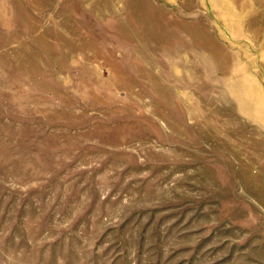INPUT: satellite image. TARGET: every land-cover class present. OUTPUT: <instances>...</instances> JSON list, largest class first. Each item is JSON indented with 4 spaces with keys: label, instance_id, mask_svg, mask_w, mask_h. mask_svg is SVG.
Masks as SVG:
<instances>
[{
    "label": "rangeland",
    "instance_id": "1",
    "mask_svg": "<svg viewBox=\"0 0 264 264\" xmlns=\"http://www.w3.org/2000/svg\"><path fill=\"white\" fill-rule=\"evenodd\" d=\"M0 264H264V0H0Z\"/></svg>",
    "mask_w": 264,
    "mask_h": 264
}]
</instances>
